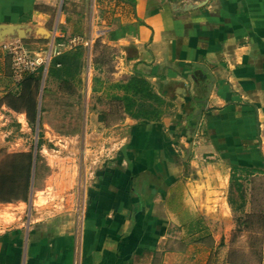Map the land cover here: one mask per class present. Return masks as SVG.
I'll list each match as a JSON object with an SVG mask.
<instances>
[{"label":"crops","instance_id":"obj_1","mask_svg":"<svg viewBox=\"0 0 264 264\" xmlns=\"http://www.w3.org/2000/svg\"><path fill=\"white\" fill-rule=\"evenodd\" d=\"M0 25L18 27L0 40V103L17 85L3 45L46 48L49 79L53 57L84 37L87 56L96 41L111 56V84L139 75L157 97L156 117L123 109L109 140L98 135L113 149L93 174L83 139L55 134L26 213L0 204V264H208V215L233 211L228 167L264 171V0H0ZM42 113L40 101L37 125ZM11 121L30 127L1 104L3 135Z\"/></svg>","mask_w":264,"mask_h":264},{"label":"rangeland","instance_id":"obj_2","mask_svg":"<svg viewBox=\"0 0 264 264\" xmlns=\"http://www.w3.org/2000/svg\"><path fill=\"white\" fill-rule=\"evenodd\" d=\"M84 38L78 39L74 44L76 47H83L80 58L82 67L80 74L70 81L71 87L56 77L48 79L44 69L39 93V102L41 101V108L43 107V112L45 111V114L42 113L41 123L34 129L30 126L28 130H21L11 121L6 134L0 132V165L2 157L8 153L31 151L33 155H39V160H36L34 165L29 201L35 186L37 164L40 167L39 186H43L44 179L50 172L48 158L52 159L51 156L57 154L56 151L59 150L54 145L58 143V139L54 138L55 134L74 138L77 136L80 141L83 139L84 174L87 172L93 174L113 149V142L95 147V142L101 139L99 136L109 140L112 129L121 123L123 118L122 101L114 100L112 97L118 91L111 84L113 63L111 56L99 41L94 43L95 56L92 57L90 52L87 56L86 47L91 42ZM42 52L45 55L46 48ZM60 91L66 95H59ZM44 95L48 103L43 102ZM40 139L42 145L39 148ZM228 168L227 172L231 173L228 195L237 200V204L234 205L236 208L242 200L235 191L234 181L240 183L247 203L246 212L234 208L227 221L224 216L220 220V211L210 212L208 219L211 223L206 224L210 226L208 230L214 246L208 264H230L228 261L235 259L245 261L247 264H264V171L260 169L258 172H251L234 165ZM197 171L199 165H187L185 168V172L191 174ZM18 202L20 201L12 203ZM28 202L22 204L21 210L25 213ZM205 234L208 235V232Z\"/></svg>","mask_w":264,"mask_h":264},{"label":"trees","instance_id":"obj_3","mask_svg":"<svg viewBox=\"0 0 264 264\" xmlns=\"http://www.w3.org/2000/svg\"><path fill=\"white\" fill-rule=\"evenodd\" d=\"M82 48L78 47L75 50L59 54L53 57L49 66V77H56L62 80L65 84L71 87L70 81L81 72ZM44 74V66L37 69L35 72L26 73L23 78L17 83L16 87L9 90L0 103L6 104L14 111H24L27 115L29 125L34 129L39 118V93ZM112 87L122 89L124 94H113V99L122 101L125 112L134 117L152 118L155 109L149 100L156 99L151 85L148 81L137 75L132 77L128 83H115ZM43 112V107L41 108ZM150 114V115H149ZM155 115V116H154ZM153 116L156 117V114ZM41 123V122H40ZM41 135V133H40ZM42 145L39 140L38 147ZM35 156L30 152H15L8 153L2 157L0 165V202L12 203L14 201L28 202L31 194V182L34 170V161L39 160V155ZM251 172H257L256 169H246ZM40 171V167L36 166V176ZM234 178V177H233ZM235 191L238 197L242 200L237 205V209L244 206L245 196L242 191V186L237 181H234ZM229 202L235 208L237 200L229 196ZM235 208V209H236ZM189 228L190 233L201 232L202 223H191ZM195 229V230H194ZM194 230V231H193ZM230 264H247L245 261L235 259L228 261Z\"/></svg>","mask_w":264,"mask_h":264},{"label":"built area","instance_id":"obj_4","mask_svg":"<svg viewBox=\"0 0 264 264\" xmlns=\"http://www.w3.org/2000/svg\"><path fill=\"white\" fill-rule=\"evenodd\" d=\"M3 46L10 57L12 77L17 83L26 73L35 72L48 62V57L44 53L31 52L20 40Z\"/></svg>","mask_w":264,"mask_h":264},{"label":"water","instance_id":"obj_5","mask_svg":"<svg viewBox=\"0 0 264 264\" xmlns=\"http://www.w3.org/2000/svg\"><path fill=\"white\" fill-rule=\"evenodd\" d=\"M17 29L18 27L15 25H0V40L4 39V37L8 35L13 34ZM34 156H35L34 160H36V154ZM34 165H35V161H34ZM33 177H34V173H33Z\"/></svg>","mask_w":264,"mask_h":264}]
</instances>
